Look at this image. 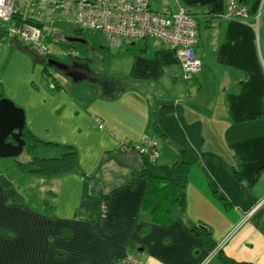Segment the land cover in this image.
I'll return each mask as SVG.
<instances>
[{
  "label": "crops",
  "instance_id": "1",
  "mask_svg": "<svg viewBox=\"0 0 264 264\" xmlns=\"http://www.w3.org/2000/svg\"><path fill=\"white\" fill-rule=\"evenodd\" d=\"M159 1L157 9L150 0L153 11L179 5L197 22L201 70L191 79L170 46L149 39L113 43L102 33L117 51L96 69L74 56L104 85L74 83L52 66L46 79L35 62L45 58L0 42L4 98L24 110L33 136L77 153L76 171L49 178L0 160V264H116L127 253L144 264H264V21L221 18L224 0ZM239 3L252 16L264 8V0ZM63 22L71 21L51 28ZM145 137L158 145L160 165L180 149L197 160L185 211L174 208L167 226L144 207L149 181L134 180ZM4 177L22 203L10 201ZM192 226L209 230L215 249Z\"/></svg>",
  "mask_w": 264,
  "mask_h": 264
},
{
  "label": "built area",
  "instance_id": "2",
  "mask_svg": "<svg viewBox=\"0 0 264 264\" xmlns=\"http://www.w3.org/2000/svg\"><path fill=\"white\" fill-rule=\"evenodd\" d=\"M164 1L176 3V0ZM224 1L226 6L221 18L253 21L257 27L263 23V7L252 16L238 0ZM175 6L174 11L157 12L150 8V0H0V38L24 43L38 57L46 58L49 50L44 41L52 33L51 25L59 19L71 21L85 32L103 33L113 43L149 39L170 46L181 63L184 78L188 80L201 70V62L195 54L198 27L192 15L179 5ZM19 19L23 22H18ZM71 56L75 53L71 52ZM50 87L54 89L55 84ZM135 150L151 162H157L160 157L158 145L146 137L135 146ZM116 264L144 262L139 255L127 253Z\"/></svg>",
  "mask_w": 264,
  "mask_h": 264
},
{
  "label": "trees",
  "instance_id": "3",
  "mask_svg": "<svg viewBox=\"0 0 264 264\" xmlns=\"http://www.w3.org/2000/svg\"><path fill=\"white\" fill-rule=\"evenodd\" d=\"M17 21L23 22L21 19ZM85 33L88 32L77 28L76 36H82ZM1 39L2 38H0V40ZM48 40L49 36H47L44 41L46 46L48 44ZM1 41L7 42L3 39ZM81 41L84 40L81 39ZM10 42H13L16 47L27 53L32 54L33 52L31 47L25 45L24 43H20L17 40H12ZM142 42H145V40ZM52 59L57 58H55V56H53L49 51V54L44 60H35L36 63H43L45 65L44 73L46 79L51 76L49 72L52 67L49 66L48 62L52 61ZM52 69L57 71L56 68ZM3 98L4 96L0 91V100ZM154 127H156V125H154ZM156 131L159 135H161L159 129L156 128ZM23 139L26 143L23 153L17 158H12L16 168L21 173L42 178H49L66 175L76 171L77 153L74 148L67 146L58 147L55 144L44 143L33 136L27 129L26 125L23 130ZM44 147L51 149H54L55 147L59 148L60 152L58 157L57 155H40L39 151ZM140 157L143 162V167L134 180L142 178L149 181L150 186L144 207L146 206L150 210L152 222L154 224L167 226L171 222L170 213L174 208H178L181 212L185 211L188 172L197 160L183 149L178 151V158L172 165H158L156 162H151L148 157L141 155ZM237 176L239 179H242L240 171L237 172ZM2 181L10 201L12 200L14 203H22V199L14 187L5 179H2ZM190 230L196 233L210 249H215V244H213L214 242L212 241L209 230L196 226H192ZM222 260L226 264H249L239 263L226 257L222 258Z\"/></svg>",
  "mask_w": 264,
  "mask_h": 264
},
{
  "label": "rangeland",
  "instance_id": "4",
  "mask_svg": "<svg viewBox=\"0 0 264 264\" xmlns=\"http://www.w3.org/2000/svg\"><path fill=\"white\" fill-rule=\"evenodd\" d=\"M152 2L154 3V7L157 9L161 8V2L159 0H152ZM5 25L8 24L5 23ZM52 31V34L49 35L47 46L52 55L60 62L67 63L73 60L74 56H71V52H74L76 58L82 59L96 69L97 63H102V55L106 57L109 50L113 53L117 51V48L110 45L107 38L101 32L92 31L85 33L82 36H76L77 27L71 22H63L57 25L55 24ZM74 38L78 39V41L71 42L70 40ZM81 39H83L84 42H82ZM7 42H10V40H7ZM122 48H124V46H122ZM57 71L61 72L58 69ZM88 73H91L92 75L90 70ZM0 160L12 161V159L1 158ZM157 163L160 165L161 159L158 158ZM1 179H5L8 182V179L5 177ZM11 202L13 201L11 200Z\"/></svg>",
  "mask_w": 264,
  "mask_h": 264
},
{
  "label": "water",
  "instance_id": "5",
  "mask_svg": "<svg viewBox=\"0 0 264 264\" xmlns=\"http://www.w3.org/2000/svg\"><path fill=\"white\" fill-rule=\"evenodd\" d=\"M78 39H71L70 41H77ZM48 64L61 72L66 69L67 65L61 63L57 59H52ZM66 74V73H65ZM74 83L88 80L94 84L105 83L96 79L87 77L80 72L66 74ZM26 125V116L22 108L9 98L0 100V158L12 159L19 157L25 148V141L23 139V130Z\"/></svg>",
  "mask_w": 264,
  "mask_h": 264
},
{
  "label": "flooded vegetation",
  "instance_id": "6",
  "mask_svg": "<svg viewBox=\"0 0 264 264\" xmlns=\"http://www.w3.org/2000/svg\"><path fill=\"white\" fill-rule=\"evenodd\" d=\"M61 63H64V62H61ZM64 64L67 65L66 69L63 70V72L66 74L80 72V73L85 74L86 76L88 75L89 68H88V65L86 64H80L75 61L67 62Z\"/></svg>",
  "mask_w": 264,
  "mask_h": 264
}]
</instances>
